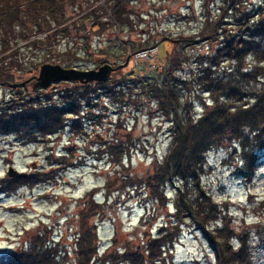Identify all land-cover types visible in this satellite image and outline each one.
Instances as JSON below:
<instances>
[{"label":"rangeland","instance_id":"374dc122","mask_svg":"<svg viewBox=\"0 0 264 264\" xmlns=\"http://www.w3.org/2000/svg\"><path fill=\"white\" fill-rule=\"evenodd\" d=\"M94 2L66 3L63 11L67 18L73 17L67 29L50 38L52 45L31 44L35 34L21 38L22 29L31 31L33 22L28 20L18 22L19 28L15 26L18 29L9 36L18 39L16 59L7 58L10 50L0 51V58L5 54L10 65L0 76V107L16 97L7 82L37 77L43 63L82 70L106 63L122 65L99 83L62 81L39 94L33 89L35 82L25 88V96L21 95L25 101L42 103L89 92L80 101L79 118L71 123L72 113L61 115L65 124L55 133L36 132L33 140L22 132L0 133V181L11 179L16 186L0 193V262L20 248L49 242V248L58 252L56 264H82L78 245L82 231L90 226L96 230L102 256L128 240L139 244L156 235L169 227L163 221L178 220L183 223L182 234L171 252L173 262L214 264V249L202 230L189 215H175L179 184L165 185L163 203L155 197L157 165L175 131L158 90L172 88L166 103L173 104L176 96L183 119L214 110L216 100L233 106L252 104L250 96L264 86V58L249 48L257 37L250 31L264 19V0H126L125 20L113 19L111 2L100 0L99 19L108 23L101 31L99 24H93L94 17L86 16ZM231 54L242 58V67L252 66L244 68L246 75L238 74L237 58ZM230 86L242 94L229 96ZM249 139L254 149L250 152L222 139L208 152L197 179L219 204L220 225L232 228L240 240L249 237L252 258L246 264H264V136ZM250 156L256 164L251 173ZM10 168L23 174L9 175ZM50 172L49 178L26 179ZM21 178L26 180L17 186ZM191 186L185 198L192 197Z\"/></svg>","mask_w":264,"mask_h":264},{"label":"trees","instance_id":"16d2710c","mask_svg":"<svg viewBox=\"0 0 264 264\" xmlns=\"http://www.w3.org/2000/svg\"><path fill=\"white\" fill-rule=\"evenodd\" d=\"M77 1L0 0V51L7 54L10 50L11 52L7 54V58L10 59L15 56L16 59V55L20 51L17 48L18 45H16L18 39L11 40L9 36L12 33L14 34L20 24L28 20L33 22L32 27L29 28L31 31L22 29L20 31L21 38H32L37 35L36 39L31 41V44L41 46L48 43V45H52L53 42L50 38L58 31L67 29L68 23L73 17H66L63 11L66 3H76ZM94 1L93 4L89 5L86 16L92 15L94 17L93 24H99L101 31L107 27L108 23L99 19L103 4L100 0ZM108 1L111 2L112 18L125 20L123 13L127 12L125 8L126 0H103V3ZM17 25L18 28L15 27ZM253 28L250 31L252 33L251 36L256 33L258 38L254 37L249 42V48H252L253 51H251L263 59L264 55H262L261 51L264 50V19L256 23ZM100 31L99 33H101ZM254 46L259 49H254ZM230 47L237 51L235 46L231 45ZM3 55L0 58V61L4 62L3 65H0V76L4 77L10 65L9 62L4 60L5 54ZM231 57L237 58L234 59L236 61L234 68L238 70V74L246 75L244 68L248 69L252 66L242 67L243 60L240 56L231 54ZM246 58L247 56L244 59ZM234 68L232 70H235ZM205 71L207 70L204 69L203 72ZM84 92H80L76 98L71 100L65 94V100L62 102L48 101L47 103H42L40 100L33 99L25 101L27 98L25 100L22 98L20 102L16 99L7 100L5 107H0V133L22 132L25 135L27 134L26 137L30 140L34 139L36 132L44 134L55 133L65 124L64 117L61 115L67 112L72 113L74 117L71 118L73 120L69 119L71 123L74 122V119L79 118L80 101H85L86 97H88L86 93L89 91L85 90ZM158 92L161 98V105L168 114L170 113L173 116L172 122L175 131L172 133L173 139L169 150L157 165V174L154 175L156 179H153L155 182H152L153 189L157 191L155 193L156 199L163 203L167 195V192H164L165 185L169 182L179 184L178 187H175L180 192L175 200V215H179L181 212L189 215L192 218L193 225L202 230L214 249L216 258L214 264H246L252 258L249 237L245 236L240 240L232 228L220 225L218 220L221 212L220 206L212 199L211 192L205 190L199 184L197 178L202 172L210 149L218 146L225 137L234 141L235 145L242 146L243 151L246 152L248 149L250 152L253 149L251 143L253 140L249 139L250 135H253L254 139H261L264 136V86L260 92L250 96L254 99L250 105L239 103L233 106L216 100L213 107L214 110L203 114L195 113L190 119H183L179 116L180 108L176 96L172 98L174 100L173 104L168 106L169 103H166V97L169 94L172 95L170 86L168 89L159 88ZM228 92L230 93L226 94L229 96H232L231 94L236 96L235 93L237 92L242 94L239 89L235 90L233 86L229 87ZM223 98H226L225 95H223ZM34 102L38 103V105H34ZM189 131L191 132L185 133ZM225 131L228 133L224 134L223 132ZM261 156L264 157V153ZM254 161L255 158L250 156L247 166L249 171L254 170L256 166ZM32 178L34 180L39 179L38 175L30 176L26 179ZM26 179H18L20 183L17 186L23 184ZM0 183H3L0 185V193L16 187L11 185V179L1 180ZM192 183H194L192 186L189 185ZM190 186L192 197L188 199L189 196L187 195L188 198H185L186 194H183L185 190H189ZM197 209L200 212L196 213ZM164 224L169 225V227L166 229L164 227L156 235H149L146 239L141 240L139 244L128 240L123 247L115 248L113 246L111 249H107V247L102 256L98 254L96 230L94 226H90L84 232L82 231L81 234L82 237L78 245L79 252H77L80 254L79 260L82 259V264H90L91 261H93V264H175L171 252L174 244L182 234L183 223L174 220L169 222V224L163 221L162 225ZM236 239H238L237 242L235 241ZM47 244L44 242L41 244L33 243L27 247L20 248L14 253L5 256L0 264H56L55 259L58 252L49 248ZM96 259L98 262L95 261Z\"/></svg>","mask_w":264,"mask_h":264},{"label":"water","instance_id":"95a60500","mask_svg":"<svg viewBox=\"0 0 264 264\" xmlns=\"http://www.w3.org/2000/svg\"><path fill=\"white\" fill-rule=\"evenodd\" d=\"M115 65V63H114ZM111 63H106L98 67V69H89L82 70L78 68H67L61 64H51L43 63L40 65L39 75L36 77V82L33 84V89L35 91H40V89H49L54 88L53 83L67 80L72 82H80L83 84L92 82V81H106L111 77V74L114 70L120 68L122 65L114 66ZM25 82L21 83H12L7 82L10 86L22 85ZM23 173H16L15 170L10 168L9 175H22Z\"/></svg>","mask_w":264,"mask_h":264},{"label":"flooded vegetation","instance_id":"af4514ba","mask_svg":"<svg viewBox=\"0 0 264 264\" xmlns=\"http://www.w3.org/2000/svg\"><path fill=\"white\" fill-rule=\"evenodd\" d=\"M35 68H37V66L35 67ZM31 70H33V69H30V72H31ZM36 77H31L30 78V80L29 79H27L26 81H24L25 83L24 84H22V85H18V86H12V89H15L16 90V93H15V95H16V97H15V99L16 100H18L19 98L20 99H22V97H21V95H23V97L25 96L24 94V92H25V88L28 86V84L30 83V82H36ZM62 81H66V80H62ZM62 81H59V82H56V83H53V85L55 86L54 88H56L57 86H59V84H62ZM48 89H40V91H35V92H37L38 94L41 92V91H47Z\"/></svg>","mask_w":264,"mask_h":264},{"label":"bare ground","instance_id":"6f19581e","mask_svg":"<svg viewBox=\"0 0 264 264\" xmlns=\"http://www.w3.org/2000/svg\"><path fill=\"white\" fill-rule=\"evenodd\" d=\"M53 175V172H50V173H45V174H42V175H38V177L41 179L42 177V179H45V178H49V177H51ZM40 176H42V177H40Z\"/></svg>","mask_w":264,"mask_h":264}]
</instances>
